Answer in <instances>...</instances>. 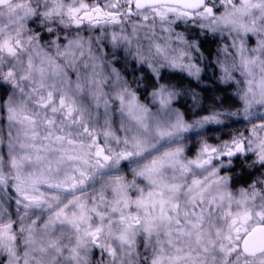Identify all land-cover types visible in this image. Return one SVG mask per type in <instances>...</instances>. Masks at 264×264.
Instances as JSON below:
<instances>
[{
    "label": "clouds",
    "instance_id": "obj_1",
    "mask_svg": "<svg viewBox=\"0 0 264 264\" xmlns=\"http://www.w3.org/2000/svg\"><path fill=\"white\" fill-rule=\"evenodd\" d=\"M0 264H264V0H0Z\"/></svg>",
    "mask_w": 264,
    "mask_h": 264
}]
</instances>
